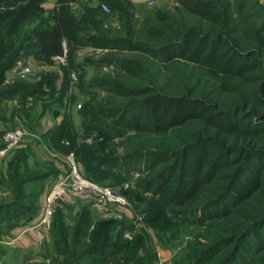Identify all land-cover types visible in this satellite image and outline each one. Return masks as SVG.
Returning a JSON list of instances; mask_svg holds the SVG:
<instances>
[{
	"label": "rangeland",
	"instance_id": "374dc122",
	"mask_svg": "<svg viewBox=\"0 0 264 264\" xmlns=\"http://www.w3.org/2000/svg\"><path fill=\"white\" fill-rule=\"evenodd\" d=\"M147 1L149 0L134 3L128 0L114 1L110 6L106 0H76L69 7L78 17L85 13V8L98 9L100 4H105L110 11L106 14L96 12L99 23L94 27V33L122 39L129 45L159 48L170 37L174 39L177 31L180 33V30L193 28L199 36H204L213 29L184 12L178 0H151L152 6H148ZM7 2L13 3L14 0ZM218 2L220 5L223 2L230 6L237 3L242 5L243 16H247V20L240 24L245 28L241 33L248 29H263L264 0ZM50 11L51 9H45L47 15L41 19H48ZM231 18L235 20L237 17L233 14ZM28 26H24L23 33L27 32ZM241 33L225 36L227 42L221 40L217 43L219 49L228 47L229 51L232 49L231 52L240 49L248 54V57H244V62L251 70L246 73V80L241 77L234 79V93L221 92L215 80L213 82L203 69L184 61L166 64L139 52L76 46L70 48L67 40H63L62 49L66 48V59L65 65H60L53 60L47 63L38 59L32 48L33 42H25L18 60L4 72V78L0 81V90L13 87L21 89V93L8 98L0 97V152L5 148L3 136L7 131L20 128L24 133L18 144L5 153H0V205L4 206L0 216V264L67 262L65 257L57 255L55 249V222H62V226L67 229V246L71 247L72 240L87 241L91 231L97 228L96 225L109 219L116 221L114 236L121 234L127 241L143 237L144 245L139 248L137 264H159L160 260L164 264H222L229 258L234 259L235 264H264V227L259 247L256 245L257 236H253L246 246L240 248V238L244 237V230L241 231L240 228H251L255 224L253 218L264 210V204L261 206L263 194L254 195L226 219H216L209 227L189 225L188 222L193 217L191 209L201 202H192L180 210L181 214H175L177 209L168 202L166 196H153L151 191L145 190L144 183L163 167L171 166L174 160L149 171L141 155L146 150L158 148L160 136L135 133L122 125L139 111L138 102L141 97L117 96L106 85L111 81L129 87L150 86L154 93L163 95L202 97L213 105L214 110L237 112L235 120L238 124H249L254 128V125L261 122L263 126H259L264 128V32L256 37L263 45L261 50ZM17 36L22 38V33L14 35L10 40L11 44ZM237 42L241 44L239 48L235 46ZM125 57L141 61L144 66L142 74L131 76L121 71L113 62L114 59ZM18 63L30 67L31 73L21 78L17 72ZM67 70L70 72L69 78L64 84ZM71 73L75 74V79L71 78ZM40 78L48 82L37 83ZM87 111L91 115L83 116ZM249 111L253 113L251 116L247 114ZM123 114H126L125 121L120 122ZM60 126L67 130L65 142L61 144L54 143L50 138ZM198 129L199 125L192 124L172 131L165 138L172 142L177 138L187 141ZM259 137L264 138L262 134ZM215 138H228L227 144H236L233 136L228 137L220 132ZM22 148L26 149L22 165L27 167V171L19 178L20 184L13 185L7 179V167L13 159V153ZM89 150L99 160L96 164L83 166L80 163L81 153L83 155ZM71 153L82 177H88L125 197L128 208L97 207L84 198L67 196L64 202L58 204L50 230L43 239L38 238L32 227L41 215L50 184L67 171L66 158ZM100 161H106V165L104 163L96 168L94 165ZM230 169L235 171V168ZM233 172L225 170L224 174ZM34 175L36 178H31ZM220 184L224 185L225 182ZM206 189L209 190V187ZM59 215L63 218L57 219ZM83 222L88 225L86 229L77 234V238H72L77 224ZM223 228L231 229V233L221 232ZM229 237L235 239L219 253L212 255L211 260L206 262L209 254L205 260L201 258L216 240Z\"/></svg>",
	"mask_w": 264,
	"mask_h": 264
},
{
	"label": "trees",
	"instance_id": "16d2710c",
	"mask_svg": "<svg viewBox=\"0 0 264 264\" xmlns=\"http://www.w3.org/2000/svg\"><path fill=\"white\" fill-rule=\"evenodd\" d=\"M75 1L55 0V5L47 16L48 19L44 20L41 18L47 15L43 7L45 0H14L13 3L0 0V81L4 78V72L16 59L18 60L19 53L28 41L33 42L32 48L37 58L47 63L62 54L63 40H67L70 48L76 46L95 50L133 51L166 64L184 61L203 69L213 82L215 80L220 91L227 93L236 91L234 79L241 77L246 80V73L251 70V67L244 62V57H248L244 51L239 49L231 52V48L230 51L228 47L219 49L217 45L221 40L227 42L225 36H234L245 30L240 25L247 20V16H243L244 8L241 4L230 6L224 2L220 5L218 0H178L184 12L195 16L213 29L204 36H199L193 28L180 30V33L176 32L174 39L170 37L161 47L152 48L139 44L129 45L122 39L95 34L94 27L99 23L96 12H103L99 7L85 8V13L77 17L69 7ZM114 1L122 0H106L110 6ZM233 14L237 17L235 20L231 18ZM34 20L37 21L30 25ZM26 25H29V28L23 33ZM263 32L264 27L258 31L248 29L241 34L261 50L264 44L262 45L256 37ZM18 33H22V38L17 36L11 44V38ZM235 46L239 48L240 42ZM113 62L121 71L131 76H138L144 70L141 61L134 58L114 59ZM69 73L67 70L64 84L68 82ZM44 81L48 82V80ZM44 81L40 78L37 83L41 84ZM106 85L109 86V91L117 96L141 97L138 102L139 111L127 121L124 120L126 114H123L120 122L125 121L122 125L135 133H153L160 136L158 148L146 150L141 155L149 171L152 172L174 160L171 166L163 167L153 178L144 183L145 190L151 191L153 196H166L168 202L177 209L175 214H181L180 210L192 202L197 204L201 202L191 209L190 213L193 217L190 218L189 225L209 227L216 219H226L232 211L252 199L254 195L263 194L264 199V138L259 137L260 134L264 137V128H261L263 126L261 122L254 125V128L249 124H238L235 120L237 112L214 110L213 105L202 97H191L186 94L163 95L154 93L150 86L129 87L111 81ZM16 93H21V89L18 87L4 89L0 90V97L5 99ZM247 114L251 116L253 113L249 111ZM87 115H91V112L87 111L83 114V116ZM116 124L119 125L118 122ZM192 124L199 125V129L189 140L183 141L177 138L172 142L165 138L172 131L184 129ZM219 132L228 137L233 136L236 144L233 146L227 144L228 138L217 140L215 135ZM65 133L67 130L64 126L58 127L54 134L50 135L51 141L64 143ZM25 156L26 149H18L13 153V159L7 167L9 175L7 179L13 182V185H19V178L26 174L27 167L25 165L24 168L22 165ZM98 160L90 150L83 155L81 153L80 163L83 166L96 164ZM105 162L100 161L94 166L96 168L103 166ZM230 168H235V171ZM225 170L233 173L225 175ZM31 178H36V175ZM85 178L94 182L88 177ZM220 182L225 184L221 185ZM208 187L209 190L206 189ZM263 204L264 200L261 206ZM3 210L4 206L0 205V216ZM62 218L60 215L57 216V219ZM115 222L109 219L97 224V228L91 231L87 241L72 240L71 247L67 246L69 238L67 229L62 226V222H55L53 233L55 249L57 255L67 259V262L61 264H137L139 248L144 245L143 237L127 241L121 237V234L114 236ZM253 222L255 224L251 226L252 229L239 227L241 231L244 230L243 236L247 237L240 238L242 240L240 248L246 246L253 236H257L256 245L259 247L261 230L264 227V210L253 218ZM86 224V222L78 223L72 238H77L75 236L86 229L88 226ZM123 228L124 226L122 230ZM221 232L230 234L231 229L223 228ZM234 239L235 237H229L216 240L201 258L204 259L209 254L210 257L206 262L211 260ZM80 250L82 251L79 254ZM222 264H235V260L229 258Z\"/></svg>",
	"mask_w": 264,
	"mask_h": 264
},
{
	"label": "built area",
	"instance_id": "2783aa9c",
	"mask_svg": "<svg viewBox=\"0 0 264 264\" xmlns=\"http://www.w3.org/2000/svg\"><path fill=\"white\" fill-rule=\"evenodd\" d=\"M147 4L148 6H152L153 2L149 0ZM99 8L103 13H109V8L105 4H100ZM65 59L66 48L64 47L62 49V54L55 56L52 60L55 64L65 65ZM17 68L18 75L21 78L26 77L32 71L30 67L22 65L21 63L17 64ZM44 69L50 70V68ZM71 78H76L74 73H71ZM23 134L20 128L7 131L3 136L5 148L0 153H5L18 144ZM66 161L67 171L50 184L45 194L41 215L32 227V230L38 238L43 239L50 230L55 210L58 204L64 202V198L67 196L84 198L85 200L93 202L97 207L108 208L112 206L125 209L128 208V202L125 197L116 193L109 187L98 185L82 177L78 171L72 153L67 156Z\"/></svg>",
	"mask_w": 264,
	"mask_h": 264
},
{
	"label": "crops",
	"instance_id": "0c3cea01",
	"mask_svg": "<svg viewBox=\"0 0 264 264\" xmlns=\"http://www.w3.org/2000/svg\"><path fill=\"white\" fill-rule=\"evenodd\" d=\"M47 1V2H46ZM43 7L47 10L48 9H52L55 5V0H46ZM84 1H87V0H84ZM93 1V0H92ZM132 3H134L135 1H138V0H128ZM50 3V4H49ZM94 7V6H93ZM159 264H164V262L162 260H160Z\"/></svg>",
	"mask_w": 264,
	"mask_h": 264
}]
</instances>
